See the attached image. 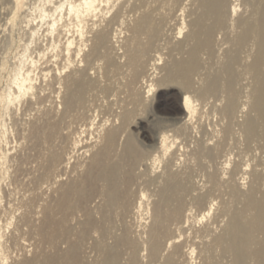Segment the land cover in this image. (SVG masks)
<instances>
[{
	"label": "bare ground",
	"instance_id": "bare-ground-1",
	"mask_svg": "<svg viewBox=\"0 0 264 264\" xmlns=\"http://www.w3.org/2000/svg\"><path fill=\"white\" fill-rule=\"evenodd\" d=\"M56 4L49 9L51 14L44 7L36 9L41 23L49 17L42 33L48 36L44 39L48 46L40 41L42 48L35 49L36 55L29 44L21 46L0 100V140L9 133L8 118L14 125L15 144L25 158L36 154L33 168L24 173L25 158L12 153L11 189L21 188L25 177L37 181L58 175L80 149L82 153L95 150L82 177L62 184L55 202L44 207L39 225L34 228L32 217L23 213L16 230L26 225L29 237L55 247L70 233L67 217L93 202L98 217L86 210L79 238L96 233L93 241L100 264L118 263L124 250L129 261L137 259L141 245L130 236L126 219L144 210L150 211L143 232L149 264H264V0H58ZM109 8H114L109 22L117 25L114 41L118 42L122 29L126 35L119 40L117 59L108 58L91 77L86 72L88 53L83 51L84 27L88 29V21H95ZM175 24L181 39L170 34ZM37 26L29 28L30 44L38 37ZM96 35L90 54L104 45V32ZM163 49L169 60L161 63ZM83 54L81 67H74V59ZM39 74L47 84L36 81ZM118 74L126 79L123 96L121 87L110 81ZM166 83L178 89L176 106L154 104V92ZM141 84L152 93L149 104L155 111L135 118L146 104L135 93ZM100 98L108 102L111 118L96 121L91 112ZM20 103L23 112L32 113L27 124L16 118ZM203 115L209 120L207 125L201 121ZM141 122L145 125L140 126ZM135 123L140 132L129 130ZM145 126L149 131L146 142L144 136L138 138ZM89 131L99 133L98 140L84 142L81 135ZM179 138L185 149L177 166L180 158L172 147ZM147 147L159 153L152 156V161L162 163L158 173L149 169ZM244 150L256 152L253 162L251 155L246 154L245 160ZM2 154L6 160V153ZM247 178L244 189L241 183ZM205 217L208 221L196 227ZM117 220L122 223L119 233L113 232ZM4 235L0 222V264L9 246ZM18 238L23 240L22 234L10 236V243L17 244ZM39 256L20 264L36 263ZM44 260L81 264L78 241L69 242L57 254L45 255Z\"/></svg>",
	"mask_w": 264,
	"mask_h": 264
},
{
	"label": "rangeland",
	"instance_id": "rangeland-1",
	"mask_svg": "<svg viewBox=\"0 0 264 264\" xmlns=\"http://www.w3.org/2000/svg\"><path fill=\"white\" fill-rule=\"evenodd\" d=\"M56 1L58 3V0H56ZM56 1L55 0H53V1L52 0H0V5L3 6V7H0V100H1L3 92L6 90L8 80H9V76L12 72V67H14L18 63V59H17L18 57H16L17 56L16 54L20 53L22 51L21 49L23 47V44H26V43L29 44L28 47L30 49L32 48L33 49L32 51L34 53L36 52L35 49L38 51L40 45H43V47L48 46L47 41L45 40L46 44L44 41L46 35L45 36H42V35L46 33L45 32V25H46L45 21H47L49 17H47V19L45 18L44 22L42 21V23H41L40 20L38 19L39 18L38 17V10H36V9L40 8V7H44L45 10L47 11L51 7H53L54 5H57ZM59 1H61V0H59ZM185 2L186 1H184V3ZM10 5H12V6H10ZM4 7H5V9H4ZM103 7H105V6H103ZM113 10H114V8L113 9L109 8V11L104 9V11L106 13L97 15L95 21H93V20L88 21V29L85 30V27H84V39H85L86 46H85L83 51L85 53H88L87 59L90 62H89V66H88V69L86 72L91 77H94L96 75V73L94 72L95 68L97 69V67L103 66L108 58L117 59L116 57L121 52V49L119 48L118 45L121 44L120 41H121V39H123V36L126 35V32L124 29H122V32L118 35V42L114 41L116 39L114 36V34L116 32L114 30V28L117 25L112 26V24H110V22H109V19H110V16H111ZM49 12H50V10H49ZM51 13H52V10H51L50 14ZM177 13L179 14L180 11L179 12L177 11ZM34 16H35L36 21H34V19H33ZM30 18L32 19V21H34L33 25H31L32 27L36 26L37 24H38V26L41 24L39 27L37 26L40 29H38L39 32L37 34L38 37L36 36L37 39L34 40L36 42L32 41L33 44L32 43L30 44L29 37H28L29 30H30L29 28L31 27L30 24H32L31 23L32 21H28ZM93 22H94V24L92 25ZM43 23H44V26H42ZM90 26H91V29H89ZM37 27H36V29H37ZM173 27L174 28L170 32V34L176 35V32H177L176 24ZM43 31H44V33H43ZM100 31H103L105 34L104 45L95 54H90L91 47L93 46V44L95 43V40L97 39L96 34H97V32H100ZM176 36H178V35H176ZM41 37H42V39H41ZM74 37H75V40H78L77 39L78 36L74 35ZM38 38L41 40H39ZM46 38H48V36ZM179 39H181V36L179 37ZM42 40L44 41L45 45L42 44L43 43ZM28 41H29V43H28ZM34 43H35V45H34ZM36 43H38V45ZM30 45H32V46H30ZM40 48H42V46ZM30 49H28V51H31ZM19 50H20V52H19ZM48 51L49 50H46L45 52L47 53ZM161 51H160L161 52L160 55L163 59L160 61L162 63V62H165L166 60H169V56H168L166 49L165 50L163 49ZM33 52H31V55L34 54ZM48 54H49V52H48ZM35 55H36V53H35ZM35 55H33V56H35ZM84 56H85V54H83L82 56L80 55L79 58L74 59V62H73L74 67H81L80 63L82 65L83 61H81V60L84 58ZM167 56H168V58H167ZM43 60L41 59L39 61V63H42ZM159 66H161V65H159ZM71 68H73V67H71ZM68 69L69 68H67L66 70H68ZM66 72H68V71H66ZM37 76H40V77H37L39 81L38 80H36V81L40 84L42 83L41 85H45L48 83V81H46V79L45 80L43 79V76L41 78L40 74ZM47 76H49V77H47V80L50 81L51 73L48 74ZM99 79L101 81L104 80L101 77V75H100ZM125 80L126 79L119 74L110 77V81H112L114 83L113 84L114 86H116V87L120 86L121 87L120 96H123L124 95L123 93L125 92V88L123 87V82ZM45 81H46V83H45ZM107 83H110V82H107ZM138 85H140V83ZM146 90H147V87H145V84H141V87L137 88L135 91V93L137 95L140 94L141 97L144 98V100H146V102H145L146 104L141 108V109H143V111L139 110V114L138 115L136 114L135 118L140 117V115H142L141 113L145 114L147 111L151 112V113L153 112V110L155 111L154 106L151 105L153 107V109H152V107H150V104H149L153 95L151 92H149V93L146 92ZM177 91H178V89H177L176 85H173L170 83L159 85L158 89L154 92V94H155L154 104L158 105V103L164 104V102H166L169 105L171 104L173 106H176V93H177ZM25 98L27 99V96H25ZM111 98H112V96L109 99H111ZM177 105H178V101H177ZM1 106H2V104L0 101V109H1ZM22 107H23V105L21 106V103H20V107H19L20 108V110H19L20 114L17 113L16 118L19 119V117H20V119L23 120L24 122L26 120L27 122H25V124H27L28 120L31 119L30 116L32 117V113L23 112ZM112 108L115 109V106H112ZM110 111L111 110H110V106H109L108 102L105 100H102V98H100V100H98L96 103V108L92 110L91 114L95 113L92 116L94 117V115H96L95 120L98 121L101 118H103V119L107 118V117L111 118V116H109ZM22 113H23V115H22ZM7 119H6V126L9 129V133L11 132L10 137H9V133H7L5 135L6 137H4L2 139L3 142H2V140H0V189H3V192H2V190H0V192L3 193V194L0 193V195L2 196V197H0V203H1L0 204V208H1L0 213L4 210L3 213L0 214L1 215L0 216V219H1L0 222L2 224L3 234H5L3 236V240L8 241L7 244L9 246H8L7 251H5L6 257L3 259V260H5L4 262L2 260V262H3L2 264H11V263L20 264L24 259L32 258L35 255H40L39 261H37L36 263H33V264H49L48 261L44 260L45 255L57 254V252H61L62 250H64L67 247L69 242H73V241H78V243H79V263H81V264H100V254H99L98 249L95 247L94 241H93V240H95L94 237H96V235H95L96 233H92L93 232L92 231V232H90V234H87V235L83 236L82 238H79V232L83 228V222L86 218V210H88L92 214V216L98 217V212H97L96 206L94 205L93 202H89L85 209H76L73 214H70V216L67 217V223L69 224V226L71 228L70 233L68 234V236L66 238H60L57 241V244L55 247L50 246L46 243H42V242L38 243V242H36V240L32 239L31 236L29 237L28 227L26 225H21L20 229L16 230V224L20 223L19 218H20L21 214H23V213H26L27 215L32 217L33 223H34V226H33L34 228H36V226L39 225L40 220H41L42 215H43L44 207L46 205H51L55 202V200L57 199V197L59 195L60 187L62 186V184H65L71 180H78L82 177V175L84 174V172L87 168L88 163L91 160L92 153L94 152L95 149H93V151H89L87 153H82V149L78 150L74 154V156H72L70 158L71 160H70V162H68L67 167L65 166L58 171V173H57L58 175H55V173L54 174L52 173L53 175L51 174L50 176L45 177L41 180H37V181L30 180L27 177H25L24 183L21 184V188H20V186H18L16 188L17 191H14L15 189L14 190L11 189L13 187V185L9 184V183H10V175L12 173L11 170L13 169L12 167H14L13 165H14L15 161L10 160V156H13V154H15V155L17 154L16 156H18L20 154V156L22 155V159H23V158H25V155H24L25 153H23V151L20 150L18 145L15 144L16 142H15L14 133H13V129H12V128H14V127H12L13 122L11 120L8 121ZM206 119H207V117L205 115H203V117L201 118L202 123L205 125H207V122H209V120L208 119L206 120ZM139 120H140V118H139ZM109 123L110 122H107V126ZM140 124H141L140 126H144L145 122H141ZM144 128H145L144 133H142V134L138 133V138H142V136H144L143 141L146 142V140H148V133L146 134V132H149V131H148L147 126H145ZM129 130L130 131L133 130L134 132H138V131L140 132L141 127H139V125L137 123H135L134 125L129 127ZM7 132H8V130H7ZM97 134L99 135V133H97ZM97 134H96V131H89L88 133L87 132L83 133L81 136H82V139L84 142L85 141L91 142V141H94L95 139L98 140ZM12 135H13V138H12ZM8 137H9V139L10 138L11 139L9 140ZM6 138H7V141H6ZM180 139L181 138H179L178 141L176 142V144L174 145V147H172L173 150L174 149L176 150L177 157L180 158V159L176 160L177 166L179 164H181L180 160H181V158H183V155H180V154L185 149V147H184V149H182L183 147L179 143ZM189 145H190L189 148H191L193 143L192 144L190 143ZM241 145H240L241 146L240 148H244L243 147L244 145L243 144H241ZM16 146L18 147L17 150H16V148H17ZM11 147H13V148H11ZM175 147H180V148L177 149ZM251 148L253 149V146H251ZM9 149H11V150H9ZM12 149H14V151H12ZM255 151H258L257 152L258 155L261 154V152L259 150L255 149ZM255 151L251 150L252 153L248 152L249 153L248 154V153H245L246 151L244 150L242 155H244L245 160H248V157H249V161L253 162L255 160L254 158L257 157V154ZM2 152L6 153V160H5V157L2 154ZM9 152H11V153L9 154ZM14 152H16V153H14ZM253 152H255V154H253ZM32 153L33 152H31V154L29 153V155H31V156H29V158L23 159V163H22V168H23L22 170L23 171L22 172H24V173H25L26 169H28V167L33 168V166H34L35 162L33 161V157L36 156V154L33 153L34 155L32 156ZM155 153L159 154L158 152L153 151V149H150L147 147V158H148L147 164L149 166V169L153 170L154 173H158L162 168V163H160V162L158 163V161H152V156H154ZM246 154H247V156L248 155H251V156L253 155V156L252 157L251 156L246 157ZM262 156H264V154H262ZM31 157H32V161H31ZM250 157H251V160H250ZM252 159H254V160H252ZM8 169H9V171H8ZM9 172H10V174H9ZM20 177H24V174L20 175ZM195 179L198 180L197 178H195ZM243 181L241 183V187H243L245 189L247 184H248V178L243 180ZM240 182H241V180H240ZM6 185H7V187L9 186V188L6 189ZM10 185H11V187H10ZM9 189H10V191H9ZM14 192H16V193H14ZM20 192H22V193H20ZM8 194H9V196H8ZM15 194H16L17 199L15 198ZM13 197L16 200H14ZM11 198H12V200H11ZM23 198H25V199H23ZM150 199L151 198H148V196L145 198V200H147V202L149 204L151 202ZM23 202L24 203L26 202V204L22 205ZM9 203H12L10 205H13V206L10 207ZM14 207H16V208H14ZM214 207L215 206H213V208ZM12 209H13V213H12ZM33 213H35V214H33ZM36 214L38 216H36ZM8 215H9V217L12 215L11 218H9ZM212 215H213V213H210L209 217ZM59 216H60V214H56L57 218H59ZM149 216H150V211L144 210L141 213H139L135 216H132V217H128L126 219L127 220L126 222L128 223L129 228H130V236L131 237L133 236V238H136L137 240H139L141 246L139 247V251H138L139 254H138L137 259H135L134 261H129L128 256H127V254H125V250H124L121 259L116 264H149V261H147V258H145V256H144L146 252L144 250L145 246H143L144 245L143 240L146 238V236H145L146 234H144L143 232L146 231V229L148 228V225L150 222ZM7 219H8V221H7ZM12 220H13V222H12ZM9 221H11V222H9ZM207 221H208V217L203 218L201 222L198 221L195 223L196 227L202 226ZM8 222H9V224H8ZM116 222H115V227H114L115 231L113 230V232L119 233L122 229V223H121V221H118V220ZM35 223H37V224H35ZM8 225H11V226H8ZM3 227L4 228L6 227V228L4 229ZM20 234H22L23 240L18 238V242H17L18 245L17 244L13 245L12 243H10V236L14 235L16 237H19ZM108 241L110 242L111 238H108ZM23 244H24V246H23ZM23 247H25V248H23ZM7 257L9 260L6 259ZM154 264H159V263H154Z\"/></svg>",
	"mask_w": 264,
	"mask_h": 264
}]
</instances>
